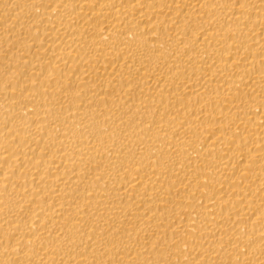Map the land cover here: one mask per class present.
Returning a JSON list of instances; mask_svg holds the SVG:
<instances>
[{
    "label": "bare ground",
    "instance_id": "6f19581e",
    "mask_svg": "<svg viewBox=\"0 0 264 264\" xmlns=\"http://www.w3.org/2000/svg\"><path fill=\"white\" fill-rule=\"evenodd\" d=\"M0 264H264V0H0Z\"/></svg>",
    "mask_w": 264,
    "mask_h": 264
}]
</instances>
